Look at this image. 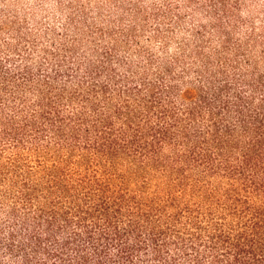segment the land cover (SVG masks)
I'll use <instances>...</instances> for the list:
<instances>
[{
	"label": "trees",
	"instance_id": "obj_1",
	"mask_svg": "<svg viewBox=\"0 0 264 264\" xmlns=\"http://www.w3.org/2000/svg\"><path fill=\"white\" fill-rule=\"evenodd\" d=\"M0 264H264V0H0Z\"/></svg>",
	"mask_w": 264,
	"mask_h": 264
}]
</instances>
